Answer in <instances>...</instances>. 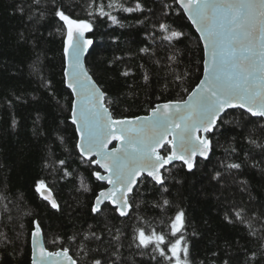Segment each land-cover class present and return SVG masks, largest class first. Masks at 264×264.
Wrapping results in <instances>:
<instances>
[{
	"label": "trees",
	"instance_id": "16d2710c",
	"mask_svg": "<svg viewBox=\"0 0 264 264\" xmlns=\"http://www.w3.org/2000/svg\"><path fill=\"white\" fill-rule=\"evenodd\" d=\"M120 2L124 7L140 3L143 11L108 9L109 0H95L93 9L104 5L117 17L119 23L113 24L107 17L88 16L92 0H41L39 7L34 0H0V264L31 263L35 222L46 248H68L77 264H91L93 258L102 264H168L151 246L137 247L136 237L141 228L168 236L179 210L185 212L184 236L193 264H264V219H251V229L224 219L233 208L244 209L247 218L264 217V118L242 109L227 110L232 122L209 134L213 151L207 160L197 158L192 172L175 161L161 171L163 186L149 177L138 181L127 216L121 217L109 201L101 205L102 212L92 213L106 184L96 181L92 172L100 171L98 166L82 161L75 147L73 97L63 75L65 37L57 31L55 7L92 21L94 31L86 35L94 44L85 64L106 92V102L111 101L106 106L115 118L146 115L155 103L185 99L182 88L191 91L203 74L202 44L176 0ZM161 23L182 30V42L164 40ZM37 57L38 71L33 68ZM125 71L129 75H122ZM185 73L181 85L175 77ZM232 163L240 168H228ZM40 180L51 189L59 211L35 191ZM81 181L90 191L82 189Z\"/></svg>",
	"mask_w": 264,
	"mask_h": 264
},
{
	"label": "snow or ice",
	"instance_id": "6c2138e0",
	"mask_svg": "<svg viewBox=\"0 0 264 264\" xmlns=\"http://www.w3.org/2000/svg\"><path fill=\"white\" fill-rule=\"evenodd\" d=\"M50 2L55 4V0ZM34 3L39 7L41 0H34ZM94 3L92 0L89 5L92 9L88 11L89 17H107L113 24L119 23L111 11L104 10V5H100L98 10L93 9ZM176 3L199 33L198 42L203 44V76L191 91L182 88L187 93L186 99L155 103L149 115L131 118L113 116L106 106L111 103L105 100L106 92L84 67L82 57L94 44L93 39L86 35L94 31L92 21L74 17L60 6L55 7L52 13L60 22L57 31L65 37L63 54L66 66L63 75L74 96L71 123L79 137L75 147L79 149L82 161L86 159L89 166L96 165L106 173L94 170L92 175L96 181L112 186L102 189L96 196L91 208L94 214L102 212L101 205L109 201L115 212L121 217L127 216L133 206L129 196L142 177H150L156 185L163 186L165 177L161 169L167 165L180 161L188 172H192L197 167L198 156L209 159L214 147L209 134H214L220 124L232 122L228 118L231 115L228 109H242L252 117L264 118V0H176ZM29 8L31 10V6ZM107 8L128 13L143 11L140 3L135 7H124L120 0H109ZM18 10L21 13L25 11L23 7ZM43 18L44 13L41 12L40 19ZM159 29L166 33L162 38L169 43L182 42L186 36L182 30L166 23H161ZM141 51L146 53L148 49ZM169 59L177 62L176 56ZM38 65L39 57L33 64L34 70L38 71ZM122 75L129 73L125 71ZM186 78L187 73L177 75L175 80L182 85ZM144 80H149L147 74ZM113 141L119 142V147L109 149L108 145ZM250 142L256 143L255 140ZM59 163L63 165L65 162L61 160ZM228 168L239 169L240 164L232 163ZM219 175L216 174L217 177ZM81 187L85 192L90 191L83 181ZM167 190L163 188V191ZM35 191L51 208L60 210L51 189L43 180L37 182ZM168 204V200L163 201V205ZM232 212V215L226 212L224 219L230 224H247L249 229L251 219H264L255 214L247 218L244 209L233 208ZM185 223V212L179 210L170 220L168 236L154 230L146 234L144 229H138L137 247L148 249L151 246L152 251L158 252L168 264H193L184 236ZM249 234L256 233L250 231ZM31 236V264H77L68 254V248L55 252L45 248L39 222H35ZM92 236L99 239L95 233ZM91 264H102V260L93 258Z\"/></svg>",
	"mask_w": 264,
	"mask_h": 264
},
{
	"label": "water",
	"instance_id": "95a60500",
	"mask_svg": "<svg viewBox=\"0 0 264 264\" xmlns=\"http://www.w3.org/2000/svg\"><path fill=\"white\" fill-rule=\"evenodd\" d=\"M178 5V4H177ZM179 6V5H178ZM186 16V15H185ZM186 18H187V16H186ZM189 21V20H188ZM190 22V24H191V21H189ZM192 25V24H191ZM192 27H193V29L195 30V26H193L192 25ZM195 32H196V30H195ZM197 33V35H198V37H199V33L198 32H196ZM201 44H202V42H201ZM202 47H203V44H202ZM89 50V49H88ZM88 52V51H87ZM87 52L84 54V56L82 57V61H83V63H84V67L87 69V67H86V64H85V59H86V55H87ZM65 66H66V61H65ZM88 71V70H87ZM88 73H89V71H88ZM89 75H91L90 73H89ZM92 76V75H91ZM202 76H203V74H202ZM93 78V77H92ZM202 78V77H201ZM94 79V78H93ZM66 84V83H65ZM67 87V86H66ZM70 90V89H69ZM71 91V90H70ZM72 97H73V99H74V96L72 95ZM186 98H187V96H186ZM185 98V99H186ZM162 103H164V102H162ZM149 113H150V111H149ZM149 113L148 114H146V115H149ZM146 115H140V116H146ZM78 139H79V137H78ZM169 139H171V137H169ZM113 147H119V142H117V141H113V143L112 144H110V145H108V148L109 149H111V148H113ZM79 150V149H78ZM80 153V152H79ZM210 154V153H209ZM94 159H95V157H93ZM197 158H199V159H203L202 157H197ZM100 170V172L102 173V174H106V173H104V170L103 169H99ZM161 171H162V169H161ZM146 175V174H145ZM150 178V177H149ZM103 183H105L106 184V186L103 188V189H108V188H111L112 186L110 185V184H107L106 182H103ZM102 190V189H101ZM100 190V191H101ZM99 191V192H100ZM98 192V193H99ZM52 197H53V195H52ZM54 198V197H53ZM94 203H95V201H94ZM114 206V205H113ZM129 211V210H128ZM42 236H43V234H42ZM43 242H44V239H43ZM44 246H45V244H44ZM30 248H31V261H32V236H31V239H30ZM45 248H46V246H45ZM47 249V248H46ZM48 251H52V250H49V249H47ZM62 249H58V250H56V251H61ZM52 252H55V251H52ZM69 255H70V253H68ZM71 256V255H70ZM72 257V256H71ZM31 264V263H30ZM64 264H66V262H64Z\"/></svg>",
	"mask_w": 264,
	"mask_h": 264
}]
</instances>
